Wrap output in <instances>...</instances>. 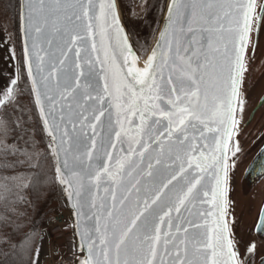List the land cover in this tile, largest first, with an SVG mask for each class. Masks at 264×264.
<instances>
[{"label":"snow or ice","instance_id":"snow-or-ice-1","mask_svg":"<svg viewBox=\"0 0 264 264\" xmlns=\"http://www.w3.org/2000/svg\"><path fill=\"white\" fill-rule=\"evenodd\" d=\"M162 12L139 68L118 0H18L21 48L11 34L3 42L12 70L0 85V167L37 155L34 142L7 144L8 109L22 110L27 90L75 216L55 264H264V205L246 240L230 212L264 6L168 0ZM25 239L29 264H41L44 236Z\"/></svg>","mask_w":264,"mask_h":264},{"label":"trees","instance_id":"trees-1","mask_svg":"<svg viewBox=\"0 0 264 264\" xmlns=\"http://www.w3.org/2000/svg\"><path fill=\"white\" fill-rule=\"evenodd\" d=\"M8 12L15 23L19 37V19L17 15L18 0H4ZM22 108L9 113V129L23 147L25 140L35 143L34 157L31 166L24 164L11 169V164L22 157H7L8 168L0 167V264H29L30 242L26 234L34 237L38 244L41 225L58 210L61 204V190L54 183V166L47 149L45 136L32 97L26 90L20 96ZM20 118V127L14 123ZM23 137V139H21ZM0 157V160H3ZM17 177L16 180L5 179ZM35 229V233H33Z\"/></svg>","mask_w":264,"mask_h":264},{"label":"flooded vegetation","instance_id":"flooded-vegetation-1","mask_svg":"<svg viewBox=\"0 0 264 264\" xmlns=\"http://www.w3.org/2000/svg\"><path fill=\"white\" fill-rule=\"evenodd\" d=\"M119 1L131 41L138 55L144 59L153 44L166 0ZM261 6H264V0L257 1V12ZM247 63L244 84L247 104L239 135L234 137L242 151L236 158L230 191V199L232 202L237 200L238 208L248 204L236 217L235 228L237 237L245 240L249 238L248 227L255 222L257 212L264 205V27H261L258 37L253 33ZM244 214H250L249 221L243 219Z\"/></svg>","mask_w":264,"mask_h":264},{"label":"rangeland","instance_id":"rangeland-1","mask_svg":"<svg viewBox=\"0 0 264 264\" xmlns=\"http://www.w3.org/2000/svg\"><path fill=\"white\" fill-rule=\"evenodd\" d=\"M10 17L6 11H1L0 8V85H2L11 72V66L5 63V47L3 42L5 39H9V34H11ZM12 127L8 128L7 144L11 145L16 143L14 136L10 133ZM22 147V146H20ZM24 147V145H23ZM231 213L237 217L242 213L243 209L248 206L247 203L244 204V208H238L237 200L233 201ZM254 204V203H253ZM250 214H244L243 219L249 221ZM44 236L42 244V254H41V264H55V257L60 252H67V248L73 242V235L70 222L57 221L56 224L50 225L48 221L41 225L40 235ZM39 244V239H38Z\"/></svg>","mask_w":264,"mask_h":264},{"label":"water","instance_id":"water-1","mask_svg":"<svg viewBox=\"0 0 264 264\" xmlns=\"http://www.w3.org/2000/svg\"><path fill=\"white\" fill-rule=\"evenodd\" d=\"M257 1L258 0H256V4H257ZM167 3H168V0H166V2H165V5H164V8L163 9H166V5H167ZM118 4H119V6H120V21H121V24L123 25V27H124V29H125V31L127 32V30H126V27H125V24H124V21H125V14H124V10H123V8H122V6H121V3H120V1L118 0ZM163 26H164V13L162 12V14H161V17H160V21H159V26H158V31H157V35H156V39H155V41H154V43H153V45H152V47H151V50H150V52H149V54L147 55V57L151 54V52H152V50L156 47V45H157V42H158V39H159V33H160V31L163 29ZM19 32H20V22H19ZM128 33V32H127ZM20 37H21V44H22V35H21V32H20ZM130 37V36H129ZM130 42H131V39H130ZM138 54V53H137ZM147 57L144 59V60H142L141 58H140V61H139V64L137 65L139 68H143V66H144V62L146 61V59H147ZM38 114V113H37ZM40 121V120H39ZM40 124H41V128H42V130H43V125H42V122L40 121ZM43 133H44V136H45V141H46V144L48 143V137H47V135H46V133L43 131ZM50 153V152H49ZM50 156H51V154H50ZM51 158H52V156H51ZM52 162H53V166H54V168H55V163H54V160H53V158H52ZM60 187V186H59ZM61 203H62V206H63V210H64V213L66 214V216L68 217V219H69V221H70V225H71V229H72V235H73V225H74V222H75V216H74V214H73V210H72V208H71V205L67 202V200H66V197H65V195L62 193V196H61ZM55 210V209H54ZM57 211H62V208L60 207V205H58V210ZM73 239H74V237H73Z\"/></svg>","mask_w":264,"mask_h":264}]
</instances>
